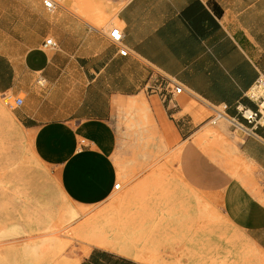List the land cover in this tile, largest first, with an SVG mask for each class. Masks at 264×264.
Listing matches in <instances>:
<instances>
[{
	"label": "crops",
	"instance_id": "0c3cea01",
	"mask_svg": "<svg viewBox=\"0 0 264 264\" xmlns=\"http://www.w3.org/2000/svg\"><path fill=\"white\" fill-rule=\"evenodd\" d=\"M0 11V94L14 101L23 130L50 143L43 155L59 159L74 148L68 183L85 205L111 198L116 173L88 138L82 137L89 147L78 150L76 135L97 130L123 99L147 94L157 74L174 77L185 90L163 103L181 138L200 125L183 112L188 98L209 110L226 105L229 117L238 103L256 109L248 96L264 78V0H128L113 18L123 34L119 45L108 39L115 27L104 31L69 9L48 10L44 0H0ZM48 39L54 46H44ZM60 132L70 147H61ZM238 139L245 168L208 199L264 255V126L254 136L238 132ZM84 264L144 263L93 248Z\"/></svg>",
	"mask_w": 264,
	"mask_h": 264
},
{
	"label": "rangeland",
	"instance_id": "374dc122",
	"mask_svg": "<svg viewBox=\"0 0 264 264\" xmlns=\"http://www.w3.org/2000/svg\"><path fill=\"white\" fill-rule=\"evenodd\" d=\"M55 1L108 31L128 0ZM163 103L144 93L125 98L97 130L76 135L75 142L86 137L94 153L111 160L120 185L107 202L85 205L68 183L74 148L59 159L43 155L50 143L23 130L14 101L0 94V264H84L93 248L144 264H264V255L208 199L245 168L239 131L224 118L210 123L212 111L188 98L183 112L200 125L181 138ZM71 144L61 133V147ZM95 217L97 231L79 228ZM99 240L102 247L94 244ZM206 243L213 249L203 250Z\"/></svg>",
	"mask_w": 264,
	"mask_h": 264
},
{
	"label": "built area",
	"instance_id": "2783aa9c",
	"mask_svg": "<svg viewBox=\"0 0 264 264\" xmlns=\"http://www.w3.org/2000/svg\"><path fill=\"white\" fill-rule=\"evenodd\" d=\"M44 5L48 10H53L56 8L57 3L55 0H44ZM108 39L114 44H121L123 39V34L120 28L115 27L108 33ZM45 47L54 46L52 39H48ZM120 54L123 56L127 55V50L123 48L120 50ZM257 89L252 92L253 89ZM254 88L249 93V98L255 102L256 109H251L244 106L241 103L237 104L235 117H229L226 113L227 106H209L212 111V115L208 118L209 122L216 124L219 118H224L227 120L235 131L242 132L246 135H255V131L258 127L264 126V78H259L254 86ZM146 92L150 95L158 96L163 102L170 101L177 95H181L185 92L184 88L177 82L174 77L157 74L155 77L151 78L146 84ZM21 100H17L16 104H21ZM89 147L86 140L82 139L79 142L78 150ZM119 184L115 185V189H119Z\"/></svg>",
	"mask_w": 264,
	"mask_h": 264
},
{
	"label": "bare ground",
	"instance_id": "6f19581e",
	"mask_svg": "<svg viewBox=\"0 0 264 264\" xmlns=\"http://www.w3.org/2000/svg\"><path fill=\"white\" fill-rule=\"evenodd\" d=\"M257 89H253L252 91L253 92H255ZM120 186V185H119ZM96 223V224H95ZM83 227V228H87V229H89V227H90V229H91V231L90 232H95V231H97V229H98V227H99V219L98 218H92V219H88L87 221H84L80 226H79V228L80 227ZM94 244H96L97 246H99V247H102L103 246V242L101 241V240H99V241H96ZM112 249H114V248H112ZM125 254H127V255H133L132 254V252H125ZM137 256V255H136Z\"/></svg>",
	"mask_w": 264,
	"mask_h": 264
}]
</instances>
